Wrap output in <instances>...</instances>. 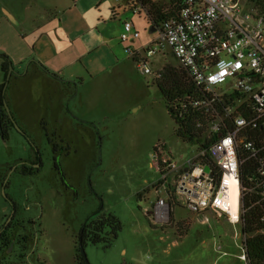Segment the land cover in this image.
<instances>
[{"label": "rangeland", "instance_id": "rangeland-1", "mask_svg": "<svg viewBox=\"0 0 264 264\" xmlns=\"http://www.w3.org/2000/svg\"><path fill=\"white\" fill-rule=\"evenodd\" d=\"M243 1L254 9L251 0ZM126 15L142 28L143 36H151L144 13L134 15L131 9ZM165 54L151 59L155 74L167 65L178 67L174 57ZM134 63L106 82H98L87 105L80 109L70 98L63 105L55 86L52 91H41L42 101L52 100V114L46 113L45 102L39 113H33L28 131L33 140L24 138V128L10 107L14 79L0 84V94L5 84L4 109L9 108L15 122L7 141L0 135V227H13L3 233L10 242L6 246L0 242V264H79L78 233L100 214L115 215L122 230L110 247L87 243L84 249L90 264H247L240 224L211 214L208 223L202 224L180 208H175V222L162 224L152 215L159 199L153 187L160 179L155 147L161 144L181 165L194 155L197 146L177 135L178 127L155 85V76L142 75ZM230 84L226 89H232ZM31 86H23L15 99L26 110ZM42 116L51 124L46 130L38 121ZM49 138L60 146L58 159L70 188L53 170ZM39 155L44 165L35 173L37 169L28 165L39 167ZM24 167L34 174L22 175ZM10 198L22 222L7 224L12 213ZM179 223L185 224L187 233Z\"/></svg>", "mask_w": 264, "mask_h": 264}, {"label": "built area", "instance_id": "built-area-1", "mask_svg": "<svg viewBox=\"0 0 264 264\" xmlns=\"http://www.w3.org/2000/svg\"><path fill=\"white\" fill-rule=\"evenodd\" d=\"M172 1L184 2L180 14L155 26V38L142 50L128 47L125 54L144 76L158 74L152 71V58L171 54L203 95L192 106L206 115L207 129L193 144L194 155L181 165L158 145L161 186L152 215L166 224L175 208L186 209L202 224L211 214L240 224L242 231L249 210L261 203L247 207V194L260 191L264 197V15L243 0ZM132 12L149 18L142 6ZM140 37L132 22L123 24V43ZM252 163L253 186L247 189L245 171ZM242 249L245 260L244 242Z\"/></svg>", "mask_w": 264, "mask_h": 264}, {"label": "crops", "instance_id": "crops-1", "mask_svg": "<svg viewBox=\"0 0 264 264\" xmlns=\"http://www.w3.org/2000/svg\"><path fill=\"white\" fill-rule=\"evenodd\" d=\"M126 10L131 9L125 0H0V84L7 81L1 69L2 56H6L14 67V98L8 101L16 122L24 128L25 139L33 140L28 133L31 118L39 113L42 103L46 113L52 114V100L42 101L41 91H52L55 86L63 105L70 98L80 109L87 105L98 82L133 67L134 60L125 49L142 50L155 38V27L150 24L151 36H143L142 28L127 17ZM128 21L141 37L123 43L120 35ZM26 84L33 86L27 94V110L15 101ZM43 116L38 121L46 130L51 124ZM28 166L40 170L32 163ZM8 183L9 176L4 185ZM16 222L22 221L17 218Z\"/></svg>", "mask_w": 264, "mask_h": 264}, {"label": "trees", "instance_id": "trees-1", "mask_svg": "<svg viewBox=\"0 0 264 264\" xmlns=\"http://www.w3.org/2000/svg\"><path fill=\"white\" fill-rule=\"evenodd\" d=\"M130 9L135 6H142L148 11L149 22L153 27L159 26L163 22L176 17L180 14L184 7L183 1H172L169 4L162 2H155L153 0H128ZM254 5V10L261 15H264V0H251ZM3 57V63L1 69L4 72L6 78L9 73L10 63L6 56ZM155 85L162 93L168 108L169 115L176 123L177 135L184 141L190 144H194L200 140L206 133V115L200 109H196L192 106L196 100L200 99L203 95L201 91L196 87L193 81L190 79L185 70L171 65L165 66L155 76ZM4 88L5 84L1 86L0 94V135L3 140L7 141L10 136L11 127L13 123L10 117L6 113L5 100H4ZM186 108V109H184ZM201 123L204 128H198V124ZM213 139V138H212ZM49 144L52 147L54 154L53 170L61 176V182L66 188H70L67 184L66 177L63 174L60 162L57 160L60 146L52 142L49 138ZM158 147V146H157ZM157 147L154 151L156 152ZM158 167H162L161 160H158ZM255 173V166H249L245 171V187L249 189L253 186L250 181L252 175ZM22 175L28 176L34 174L30 168L24 167L22 169ZM161 186V183H157L153 188L157 190ZM260 191H254L247 194L246 206L253 205L258 200H261L259 205L254 206L249 210L245 217V222L242 226L243 242L246 246L245 262L247 264H264V197L260 196ZM140 198L142 194L138 195ZM172 208L175 207L173 199L169 201ZM14 210L17 212L18 208L14 203ZM172 222H175L174 218H171ZM184 223L177 224L178 227L184 226ZM183 228V227H182ZM185 228V226H184ZM13 227L7 229L12 230ZM181 229V228H179ZM2 227L0 228V231ZM122 230V224L120 220L113 214H100L90 220L78 233V249H77V261L79 264H83V259L80 253V246L85 247L88 242L98 245L104 244L106 247H110L119 236ZM189 229L185 228V233ZM184 235L180 236L182 238ZM0 242L3 245H7L10 242L9 236H5L3 233L0 236Z\"/></svg>", "mask_w": 264, "mask_h": 264}, {"label": "water", "instance_id": "water-1", "mask_svg": "<svg viewBox=\"0 0 264 264\" xmlns=\"http://www.w3.org/2000/svg\"><path fill=\"white\" fill-rule=\"evenodd\" d=\"M8 18H9L13 23H16V21L14 20V18H13L12 16L8 15ZM151 31L154 32V30H152V28H151ZM13 72H14V67L10 64L9 73H8V76H7V81L11 78ZM6 113H7V115L10 117L11 121L13 122V124H15V122H14L12 116H11L10 110H9V108H8L7 106H6ZM5 186H6V184L3 186V189H2L3 192L5 191ZM6 198H7V197H6ZM13 215H14V211L12 212V214H11L9 220H8V223H9L10 221H12ZM8 223H7V224H8ZM4 231H5V227L2 228V230L0 231V235H1ZM80 253H81V257H82V259H83V264H90V262H89V260H88V258H87V255H86L85 249H84V247H82V246H80Z\"/></svg>", "mask_w": 264, "mask_h": 264}, {"label": "flooded vegetation", "instance_id": "flooded-vegetation-1", "mask_svg": "<svg viewBox=\"0 0 264 264\" xmlns=\"http://www.w3.org/2000/svg\"><path fill=\"white\" fill-rule=\"evenodd\" d=\"M39 154H40V152H38ZM36 160H37V162H38V164H39V167L41 168V167H43V161H42V156L41 155H39L38 157H36ZM57 160L59 161V159L57 158ZM53 161H54V158H53ZM33 166H35V164H33ZM29 167V166H28ZM37 172H39V170L37 171V170H35V173H37ZM9 201L11 202V212H13L14 211V215H13V218H12V221H16V219H17V213H18V210H17V212L14 210V203L15 202H13L12 200H11V198L9 199ZM12 214V213H11ZM10 216L11 215H9V216H7V223H8V220H9V218H10ZM7 225V224H6ZM5 227V226H4ZM4 227H2V228H4ZM7 229L5 228V231H6ZM4 231V232H5ZM3 232V233H4ZM2 235V234H1Z\"/></svg>", "mask_w": 264, "mask_h": 264}]
</instances>
